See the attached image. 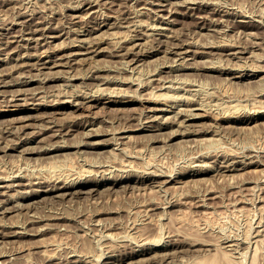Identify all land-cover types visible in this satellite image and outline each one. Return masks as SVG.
Instances as JSON below:
<instances>
[{"label": "rangeland", "instance_id": "obj_1", "mask_svg": "<svg viewBox=\"0 0 264 264\" xmlns=\"http://www.w3.org/2000/svg\"><path fill=\"white\" fill-rule=\"evenodd\" d=\"M121 15L124 17L122 18ZM81 24L82 26H80ZM37 26L43 29L45 27V30L42 29L43 31L47 30L45 34H31L30 31ZM218 36H220V38ZM180 37L181 39L183 38L182 41H179L181 40ZM156 38H163V41L160 42L158 41L159 39ZM177 40L179 42H186L185 47L178 55L175 53L177 49L172 50L171 47L174 42H178ZM211 40H216L217 43ZM151 42L152 44H150ZM225 42H227V44H232V46L228 45L229 47H225ZM251 42L252 45L250 44ZM153 45L155 47H152ZM128 46L131 47L129 48L131 52L128 50ZM239 48L242 50H239ZM236 49H238V51ZM202 60L206 62L204 63L205 65ZM213 60L215 61L214 63ZM196 61H198V65L195 67V64H197ZM200 61L202 62L201 65ZM28 63L30 65H28ZM219 65L220 67L222 65L221 68L224 67V69H222V71H224L223 73L215 69H210L211 66L216 67ZM252 68L253 70L251 71L250 69ZM93 69H100V78L93 79V77H89L94 74ZM4 70L5 72L6 70L10 72L4 76L9 85L4 88V86L0 84V89H6V93L5 91L3 93L4 95L0 93V128H2L0 134L4 136L2 137L0 135V146H6L7 144L5 145V143L11 142L10 144L16 145L15 147L17 148L8 149L5 150V152L2 150L0 151V173H3L4 176L9 172L5 176H11L7 177L5 183L0 182V186L8 184V182L12 183L14 178L24 177L25 174L32 172L51 174V172L54 173L59 170L56 172L59 174L62 172H70V170L71 173H73L76 170L74 172L76 173L81 170L82 166L86 167V169H90L89 167H93L94 165L101 167V170H105L107 167L111 169L107 170V173L100 172L101 175L98 173V177L94 175V172L85 173V175L82 176L83 180L86 177H97V180H101L104 175L103 178H106L105 182L99 183V185H96L95 182H90L82 186L83 190L86 188L84 191L87 192L82 190V192L80 191L77 194L73 193L74 195L67 194L63 196L65 202L62 201L63 204L65 203L64 207H66V214L69 211L68 216L71 218L65 217L61 219L37 221V223H27L28 230L36 232H30V235L26 234L20 236V234L17 235V233H14V231H19V233L21 231L25 232L26 230L22 227V221L29 217L27 216L28 214L34 213V211H38L37 213L35 212V214H39L40 211L41 214L39 216H42L44 206L51 203V201L59 199L55 196V191H47L48 187H51L54 182H44V179L31 177L30 179H33L34 182L38 183L42 181V184L19 185L9 189L0 187L1 191H6V195H0V262L4 264H65L66 262V264H143L144 262V264L148 262V264H190L191 261H193L191 264H196V260L203 259L208 252L209 254L212 253L211 256H214V253L217 254V252H220L216 256L221 258L222 262L227 263V258L221 255L224 254L221 251L225 250L222 247L225 245H222V241L230 237L229 239L233 238L242 241V248L244 247L240 249V254L238 253V257L235 258L238 261L236 260L235 263L238 262L237 264H240L242 262L241 264H250L249 262H251L252 264H264V236L262 237V234L264 235V162H262L264 160V137H262L264 136L262 133V131L264 132V117H259L262 113L258 111V109H260L259 106H261L260 110L264 112V0H0V72ZM255 72H258L257 76L252 77ZM246 74H248V76H245ZM51 75H53L52 77L54 78L48 79ZM83 75L85 76L83 77ZM107 76L110 79H107ZM227 77L229 79H227ZM231 78H233V80ZM245 80L247 82L246 84L244 82ZM24 81H30V83H24ZM227 82L229 83L228 85ZM249 82H251V84H249ZM229 86L231 88L233 87L234 90L230 89ZM72 90H74V93ZM221 90H225V92ZM254 90L259 91L257 93ZM151 91H157L156 93L161 94L164 93V95H162L164 97H161L159 101L155 102L154 93L152 94ZM69 93H73L74 95L72 94L71 96ZM165 93L168 95L166 96ZM84 95L87 97L83 98ZM165 96L168 99H166L167 103L164 104ZM230 96L232 98H230ZM95 97L99 98L95 99ZM169 99L170 101H168ZM194 100H196L195 103L200 102V104H197L199 106H191L192 108L188 107L191 108L189 109L191 112L189 111L188 113L186 110L188 109L186 108L187 103ZM254 101L261 102L257 104L254 103ZM237 104L239 107H236ZM239 104H241V106ZM210 107L212 110H208ZM256 107H258V109H256ZM206 108L207 110H205ZM179 109L180 111H178ZM226 109L229 110V112ZM247 109H249V111ZM209 111L212 112L210 113ZM217 111L220 113L216 114ZM227 112L229 115H227ZM243 113L248 115L253 114L258 118L250 122L239 121L237 117H239L240 114L243 115ZM234 114L235 116H233ZM258 122H260L261 125L259 124L257 128ZM5 125H7V127L9 126L8 129L12 131L4 132L3 127ZM151 125H153L154 129L147 128ZM260 126L262 127L260 128ZM143 127L144 129H142ZM217 127L220 128L217 129ZM255 128H257V130ZM204 129L208 130V132L201 133L200 131ZM232 129H234V132ZM258 129L262 130L260 131ZM235 130L236 132L238 131L237 133L240 136H238L239 139L236 138L237 133ZM219 132H221V134H219ZM248 132L251 135H249ZM257 132H259V135ZM241 133H246V135H242ZM58 134L60 135L58 136ZM44 136H47L48 139ZM112 137L114 139H112ZM248 137H251L250 141ZM57 138L60 141L57 142ZM203 138L204 140H201ZM259 138L263 140L261 139V141ZM10 139L12 141H10ZM185 139L187 142L184 141ZM208 139L210 140L208 141ZM219 139L223 142H217ZM47 140H52L55 143L50 142L52 143L50 144ZM66 140L67 142L73 141L74 143L77 141L79 146L62 148L61 153L58 151L60 154L57 158H60L57 159L55 156L53 161L52 158H45L46 160L43 157L41 158L42 154L40 150L43 148H54L57 145H65L64 147H66ZM81 141L83 142L82 144L80 143ZM224 141L226 143H224ZM251 141H253V143L255 142L254 145ZM208 142H213V146L211 143L208 144ZM215 143L219 144L216 145ZM244 144H247V147ZM248 144L253 145V147L250 145V148ZM219 145H221V147ZM38 146L41 148H38ZM200 146L203 148H200ZM214 146L218 147L215 148ZM223 146H225V148ZM231 147H239V150L235 151L236 148L233 149ZM242 147L245 148L243 149ZM241 148L242 151L240 152ZM208 149H211L208 154L210 157H199L201 153ZM92 150L95 151L93 152ZM67 151L76 155L73 157V159H75V157L76 159L73 160V155ZM219 151H221L219 155L223 154L226 158L232 157L230 161H232V159L234 160L235 157V160L243 159L246 163L260 160L261 157L262 159L260 160L261 162H252L243 165L244 167L241 165L239 166V170L219 172V170L216 169L217 162L221 164V162L223 163L225 160L221 155H214V152L218 153ZM6 152L9 154L7 155ZM246 152H250L248 156H246ZM65 153H69L70 155ZM100 153L102 155H100ZM238 153L240 154L237 155ZM66 155L69 161H67ZM89 155L90 158L88 157ZM63 156L65 158H63ZM69 156H71V160ZM100 157L103 159L102 161L106 160V163H100ZM121 157L122 160L120 161ZM36 158H38V164ZM77 158L79 160H77ZM94 158H96V160ZM88 159H90V161ZM130 159H132V163L135 162L132 164L135 165L133 166L135 167L134 169L132 166L128 167V165H130L128 164L131 161ZM194 159L195 162L193 163ZM41 160L42 164L40 162ZM48 161L51 162L53 166L57 164V167L55 166L52 168L50 163L47 164ZM86 161H89L88 163L90 164L86 163ZM39 162L41 166H44L41 167ZM109 162L116 166L109 165ZM96 163H100L101 165H96ZM120 163L121 165L124 164V170L123 168H121V170L117 169L121 167V165H119ZM60 164L62 166H60ZM68 164L69 168H66ZM190 165L195 168L203 166L204 168L210 167L208 171L200 175L184 177V182L173 181L172 178L177 175L175 173H177L180 168L182 169L184 166L188 167ZM72 166H74L75 169ZM95 166L91 169H96L97 167ZM136 166L138 168H136ZM139 167L142 168V171L141 168L138 170ZM153 169L157 170L156 174H162V176H154V181H138L137 177L140 174L143 176V170L150 172L151 170L154 171ZM166 169L167 172L165 171ZM125 170L126 173H124ZM129 170L135 175L127 177ZM168 170L169 172L173 171V173H169ZM13 171L15 172L13 173ZM221 172H225L224 174L228 175L223 176ZM168 173L173 176L168 175ZM232 174L235 175L233 176ZM64 175L57 179V184L63 185L61 179ZM121 175L124 176L123 182H120L119 179ZM146 175L147 173H145V176ZM0 176L2 177V174H0ZM73 176L76 177L75 175ZM71 179L70 177L68 180ZM15 181L18 182L20 180ZM22 181L25 183L30 182L26 180ZM132 186L134 187L132 188ZM32 187L34 189H32ZM89 187L90 190H88ZM97 187L98 189L92 190ZM105 187L106 189L108 188L109 191L106 190ZM260 187H262V189H260ZM210 190L212 191L209 192ZM24 191L25 193H22ZM14 192L16 194H14ZM17 193L19 195H17ZM24 195L25 199L22 197ZM260 195L263 197L262 200L260 199ZM172 196H174V198ZM253 197H255V199H253ZM36 201L37 203H35ZM143 201H147V206H145V204L143 205ZM29 202L32 203L30 204ZM25 204H28L30 208H27L29 206H25ZM63 204L60 206H63ZM41 205L43 209L39 208ZM112 205L115 207H112ZM48 207H50V205ZM48 207L46 208L47 210H49ZM6 208L9 209L6 210ZM24 210H27L28 212H26L28 214L25 213ZM50 210H52V208ZM150 210H152L153 213ZM70 211L73 214L70 213ZM94 211H97V213ZM22 212H24V214ZM77 215L78 217L76 218ZM160 215H162V218H159ZM154 216L160 219V222L157 218L155 219ZM133 218H136L135 221L137 218L138 220L133 223ZM93 219L95 220L93 221ZM259 220L262 221V223ZM18 222L19 224H17ZM45 222L51 223L54 229ZM59 222L62 226L57 225ZM137 222L138 225L145 224L146 228L148 226L147 223L150 225L148 227L154 226L153 228H148V230L151 229L149 231L145 228L142 233H140L141 231L136 233V230L134 231L132 228L128 229L133 225H137ZM149 222H152V224ZM104 223L108 225L106 224V226ZM8 224L11 225L9 226ZM72 224L73 226H71ZM56 225L60 227L58 228ZM75 225L77 228L74 227ZM104 225L106 226L105 230H103ZM122 225L123 227H121ZM29 226L31 229H29ZM65 226H67L68 229ZM68 226H71V229H69ZM79 226L84 229L80 230ZM88 226H91L93 230L87 229L89 232H84L85 228H88ZM42 227L44 229H42ZM13 229L14 231L12 232ZM72 230H74L75 233ZM126 231H128V233ZM170 231L173 232L170 233ZM108 232L109 234L113 232L115 234L114 237L113 234L107 235ZM143 232L146 234L144 235ZM147 232H149V234ZM158 233L162 237V240L159 242L152 241L153 239L156 240L157 237L159 238ZM133 234H135V238L132 236L130 237V235ZM230 235L234 236L232 237ZM147 236L149 238H147L146 241ZM256 237L258 242L257 248L254 247V245L257 244V242L256 244L254 242ZM132 238L136 239V241ZM141 238L143 240H138ZM113 239L118 241L116 242ZM130 239H132V241ZM182 239H184V242ZM48 242L52 245L48 244ZM259 242H261V244H259ZM167 243L169 245L165 246ZM108 244L109 246H106ZM244 244L248 245L244 246ZM175 246H177V248ZM110 247L112 249H110ZM143 247L153 248L151 251L140 255L133 254L135 250L142 249ZM253 247L254 249H252ZM212 248H214V250H212ZM219 249L221 251H219ZM52 250H55L54 252L57 251V254L55 253L56 256ZM119 250L121 251L119 252ZM261 250H263V252ZM3 251L5 253H1ZM155 252L156 255H154ZM163 252L164 255H162ZM255 252L260 254L259 257ZM62 253L65 254L63 255ZM152 254L162 261L159 262V260L153 256L154 259L150 256ZM166 254L168 256H166ZM251 254H255V257ZM142 257L145 259H143V262ZM253 257L256 259H253ZM82 258L90 261L85 262ZM94 258L96 260H94ZM146 258L148 259L146 260ZM152 258L155 261H152ZM139 259L140 261H138ZM221 259L219 260V264H222ZM239 259H242L240 263ZM251 259L252 261H250ZM80 260L82 262H80ZM204 262L206 261L204 260L199 264H205Z\"/></svg>", "mask_w": 264, "mask_h": 264}, {"label": "bare ground", "instance_id": "obj_2", "mask_svg": "<svg viewBox=\"0 0 264 264\" xmlns=\"http://www.w3.org/2000/svg\"><path fill=\"white\" fill-rule=\"evenodd\" d=\"M137 1H138V0H137ZM139 1H140V0H139ZM212 9H213V8H212ZM218 12H219V11H218ZM123 15L126 16L125 14H123ZM124 16H123V17H124ZM121 17H122V15H121ZM123 17H122V18H123ZM126 17H127V16H126ZM123 20H124V19H123ZM129 20H130V19H129ZM39 21H40V20H39ZM88 21H89V20H88ZM88 21H87V22H88ZM125 21H126V20H125ZM37 22H38V21H37ZM80 22H81V21H80ZM94 22H95V21H94ZM81 23H82V22H81ZM85 23H86V21H85ZM91 23H92V22H91ZM248 23H249V22H248ZM248 23H247V24H248ZM84 25H85V24H84ZM35 26H36V25H35ZM80 26H82V24H81ZM249 26H250V25H249ZM253 26H254V25H253ZM45 27H46V25H45ZM45 27H44V29H43L42 27L38 28V26H37L36 28L34 27V29H32V31H30V33H31V34H36V33H37V34H38V33L45 34V32L47 31V30H46V31H43V30H45ZM86 27H87V26H86ZM200 27H201V26H200ZM254 27H255V26H254ZM46 28H47V27H46ZM82 28H83V27H82ZM42 29H43V30H42ZM83 30H84V29H83ZM12 31H13V30H12ZM8 32H10V31H8ZM216 32H217V31H216ZM224 33H225V32H224ZM158 35H159V34H158ZM160 36H161V35H160ZM221 36H222V35H221ZM152 37H153V36H152ZM218 37L220 38V36H218ZM225 37H226V35H225ZM227 37H228V36H227ZM132 39H133V38H132ZM151 39H152V38H151ZM153 39H154V38H153ZM156 39H159L158 41H160V42L163 41V38H156ZM180 39H181V37H180ZM182 39H183V38H182ZM182 39L179 40V41H182ZM229 39H230V38H229ZM128 40H129V39H128ZM133 40H134V39H133ZM231 40H233V39H231ZM134 41H135V40H134ZM165 41H166V40H165ZM165 41H164V42H165ZM174 41H175V40H174ZM177 41H178V40H177ZM179 41H178V42H179ZM211 41H212V40H211ZM214 41L216 42V40H214ZM214 41H212V42H214ZM218 41H220V40H218ZM233 41H234V40H233ZM235 41H236V40H235ZM168 42H169V39H168ZM178 42H177V43H175V42H174V43L171 42V43H173V46H171V47H172V50L177 49V51L175 52V53H177V55H178V53L181 52V50L185 47V44H186V42H179V43H178ZM209 42H210V41H209ZM215 42H214V43H215ZM220 42H221V41H220ZM227 42H228V41H227ZM227 42H225V43H226V44H225V45H226L225 47H227L228 45H231V46H232V44H229V43L227 44ZM238 42H239V40H238ZM238 42H235V43H238ZM247 42H248V41H247ZM10 43H11V41H10ZM133 43H134V42H133ZM158 43H159V42H158ZM216 43H217V42H216ZM223 43H224V41H223ZM230 43H231V42H230ZM232 43H233V42H232ZM254 43H255V42H254ZM256 43H257V42H256ZM136 44H137V43H136ZM150 44H152V42H151ZM239 44H240V43H239ZM244 44H245V43H244ZM250 44L252 45V42H251ZM126 45H127V44H126ZM148 45H149V44H148ZM156 45H157V44H156ZM158 45H159V44H158ZM165 45H166V43H165ZM171 45H172V44H171ZM236 45H237V44H236ZM246 45H247V44H246ZM119 46H120V45H119ZM121 46H123V45H121ZM131 46H132V45H131ZM212 46H213V45H212ZM233 46H234V45H233ZM126 47H127V46H126ZM152 47H155V46L153 45ZM168 47H169V46H168ZM228 47H229V46H228ZM245 47H246V46H245ZM119 48H120V47H119ZM124 48H125V46H124ZM124 48H123V49H124ZM129 48H131V47L128 46V50H129ZM241 48H242V47H241ZM247 48H248V47H247ZM15 49H16V48H15ZM120 49H121V48H120ZM232 49H233V48H232ZM244 49H245V48H244ZM125 50H126V48H125ZM184 50H185V49H184ZM195 50H196V49H195ZM195 50H194V52H195ZM219 50H220V49H219ZM236 50L238 51V49H236ZM239 50H242V49L239 48ZM67 51H68V50H67ZM129 51H130V50H129ZM196 51H197V50H196ZM211 51H212V50H211ZM217 51H218V50H217ZM69 52H70V49H69ZM126 52H127V51H126ZM126 52H125V53H126ZM130 52H131V51H130ZM209 52H210V51H209ZM220 52H221V51H220ZM71 53H72V52H71ZM127 53H129V52H127ZM127 53H126V54H127ZM72 54H73V53H72ZM74 54H75V53H74ZM123 54H124V53H123ZM135 54H136V53H135ZM193 54H195V53H193ZM200 54H201V53H200ZM68 55H69V54H68ZM119 55H120V54H119ZM121 55H122V54H121ZM174 55H175V54H174ZM221 59H223V58H221ZM38 60H39V59H38ZM124 61H126V60H124ZM128 61H130V60H128ZM128 61H127V62H128ZM202 61H203V60H202ZM218 61H219V60H218ZM39 62H40V61H39ZM122 62H123V61H122ZM197 62H198V61H196V63H197ZM214 62H215V61L213 60V63H214ZM220 62H222V61H220ZM201 63H202V62L200 61V65H201ZM204 63H206V62L203 61V64H204ZM211 63H212V62H211ZM245 63H246V62H245ZM24 64H25V63H24ZM246 64H247V63H246ZM16 65H18V64H16ZM28 65H30V64L28 63ZM197 65H198V63L195 64V67H196ZM204 65H205V64H204ZM240 65H241V63H240ZM255 65H256V64H255ZM258 65H259V64H258ZM18 66H21V65H18ZM223 66H224V65H223ZM241 66H242V65H241ZM244 66H245V65H244ZM244 66H243V68H244ZM260 66H261V64H260ZM187 67H188V66H187ZM221 67H222V65H221ZM221 67H220V65H219V66H216V67L211 66V68H210V67H209V68H210V69H215V70H217V71H219V72L221 71V72L223 73L224 71H222V69H224V67H223V68H221ZM92 68H93V67H92ZM206 68H207V66H206ZM240 68H241V67H240ZM254 68H255V67H254ZM262 68H263V65H262ZM103 69H104V68H103ZM227 69H228V68H227ZM229 69H230V67H229ZM229 69H228V71H229ZM238 69H239V67H238ZM88 70H89V69H88ZM90 70H91V69H90ZM93 70H94V69H93ZM101 70H102V69H101ZM105 70H106V69H105ZM236 70H237V69H236ZM250 70L252 71L253 68L250 69ZM259 70H260V69H259ZM212 71H213V70H212ZM226 71H227V70H226ZM9 72H10V71H9ZM9 72H8V70H6V72H5V70L0 72V75H1V77H0V84H1V86H4V88H5V86L9 85V84L6 82V81H7L6 77H4V76L7 75ZM93 72H94V74L91 75V76H89V77H93V79H98V78H100V74H99L100 69H96V70H94ZM95 72H96V73H95ZM204 72H205V71H204ZM237 72H238V71H237ZM248 72H249V71H248ZM225 73H226V72H225ZM213 74H214V73H213ZM213 74H212V75H213ZM218 74H219V73H218ZM218 74H217V75H218ZM220 74H221V73H220ZM257 74H258V72H255V73H254V76H252V77L257 76ZM53 75H56V74H53ZM53 75H51V77L48 78V79H52V78H54V77H52ZM217 75H216V76H217ZM234 75H235V74H234ZM236 75H237V74H236ZM84 76H85V75H83V77H84ZM219 76H220V75H219ZM245 76H248V74H246ZM103 77H104V76H103ZM223 77H224V75H223ZM234 77H235V76H234ZM45 78H46V77H45ZM67 78H68V76H67ZM105 78H106V77H105ZM127 78H128V77H127ZM247 78H248V77H247ZM107 79H110V78L107 76ZM216 79H217V78H216ZM220 79H221V78H220ZM227 79H229V78L227 77ZM231 79L233 80V78H231ZM67 80H68V79H67ZM113 80H114V79H113ZM251 80L255 81L254 79H251ZM226 81H227V80H226ZM237 81H238V80H237ZM237 81H236V82H237ZM249 81H250V80H249ZM230 82H231V81H230ZM233 82H234V81H233ZM238 82H239V81H238ZM244 82H245V84L247 83L246 80H245ZM255 82H257V81H255ZM263 82H264V81H263ZM24 83H28V84H29L30 81H24ZM139 83H140V82H139ZM231 83H232V82H231ZM231 83H230V84H231ZM252 83H253V82H252ZM11 84H12V83H11ZM21 84H22V83H21ZM228 84H229V83L227 82V85H228ZM236 84H238V83H236ZM236 84H235V85H236ZM249 84H251V82H249ZM261 84H262V83H261ZM26 86H27V85H26ZM96 86H97V85H96ZM231 86H232V85H231ZM233 86H234V84H233ZM250 86H251V85H250ZM263 86H264V84H263ZM229 87H230V86H229ZM225 88H226V84H225ZM225 88H224V89H225ZM100 89H101V88H100ZM107 89H108V88H107ZM228 89H229V88H228ZM230 89H233V87H232V88L230 87ZM258 89H259V88H258ZM262 89H263V88H262ZM20 90H22V89H20ZM105 90H106V89H105ZM233 90H234V89H233ZM4 91H5V93H6V89H3V88L0 89V93H1V94H3ZM67 91H68V90H67ZM103 91H104V90H103ZM221 91H222V90H221ZM223 91L225 92V90H223ZM223 91H222V92H223ZM238 91H240V90H238ZM238 91H237V92H238ZM254 91H255V90H254ZM258 91H259V90H256L255 92L258 93ZM262 91H263V90H262ZM20 92H21V91H20ZM69 92H70V90H69ZM72 92L74 93V90H72ZM151 92H152V94L154 93L153 95L155 96V97H154V98H155V102H156V101H159V99H161V97H164V96H162V95H164V93H163V94H161V93H156L157 91H156V92L151 91ZM151 92H150V93H151ZM222 92H221V93H222ZM251 92H252V91H251ZM260 92H261V91H260ZM73 93H69V94H71V96H72ZM231 93H232V92H231ZM231 93H230V94H231ZM233 93H234V92H233ZM69 94H68V95H69ZM165 94H166V93H165ZM226 94H227V93H226ZM254 94H255V93H254ZM3 95H4V94H3ZM73 95H74V94H73ZM75 95H76V94H75ZM153 95H152V96H153ZM167 95H168V94H166V96H167ZM212 95H213V94H212ZM222 95H223V94H222ZM224 95H225V93H224ZM227 95H228V94H227ZM166 96H165V97H166ZM220 96H221V95H220ZM228 96H229V95H228ZM251 96H252V95H251ZM84 97H87V96L84 95L83 98H84ZM149 97H150V96H149ZM218 97H219V96H218ZM78 98H79V97H78ZM98 98H99V97H95V99H98ZM154 98H153V99H154ZM225 98H226V97H225ZM230 98H232V97L230 96ZM255 98H257V97H255ZM163 99H164V98H163ZM166 99H168V98H167V97L165 98L164 104L167 103V102H166ZM222 99H223V96H222ZM75 100H76V99H75ZM191 100H192V99H191ZM223 100H224V99H223ZM223 100H222V101H223ZM225 100H226V99H225ZM227 100H228V99H227ZM253 100H256V99H253ZM77 101H79V100H77ZM161 101H162V100H161ZM168 101H170V99H169ZM195 101H196V100L188 102L186 108L191 107V106L194 107V106H196L197 104H200V102H196V103H195ZM197 101H199V100H197ZM229 101H230V100H229ZM231 101H232V100H231ZM261 101H263V100H261ZM261 101H258V102H261ZM82 102H83V101H82ZM173 102H174V101H173ZM227 102H228V101H227ZM258 102H255V101H254V103H257V104H258ZM78 103H79V102H78ZM254 103H253V104H254ZM229 104H230V103H229ZM80 105H81V104H80ZM219 105H220V104H219ZM239 105L241 106V104H239ZM243 105H244V104H243ZM245 105H247V104H245ZM251 105H252V103H251ZM251 105H250V107H251ZM77 106H78V105H77ZM197 106H199V105H197ZM220 106H221V105H220ZM231 106H233V105H231ZM231 106H230V108H231ZM247 106H248V105H247ZM253 106H256V105H253ZM192 107H191V108H192ZM201 107H202V105H201ZM218 107H219V106H218ZM236 107H239L238 104H237ZM245 107H246V106H245ZM259 107H260V109H261V106H259ZM191 108L186 109V110L188 111V113H189V111H190L189 109H191ZM223 108H224V107H223ZM227 108H228V106H227ZM230 108H229V109H230ZM234 108H235V107H234ZM240 108H241V107H240ZM246 108H247V107H246ZM246 108H245V109H246ZM253 108H254V107H253ZM210 109H211V107H210L208 110H210ZM236 109H237V108H236ZM241 109H242V108H241ZM241 109H240V110H241ZM250 109H251V108H250ZM256 109H258V107H256ZM260 109H258V111H260V113H262V114H260L259 117H264V112H262V110H260ZM60 110H61V109H60ZM60 110H59V111H60ZM205 110H207V108H206ZM211 110H212V109H211ZM214 110H215V109H214ZM214 110H213V111H214ZM226 110H227V109H226ZM232 110H233V108H232ZM232 110H231V112H232ZM234 110H235V109H234ZM238 110H239V108H238ZM247 110L249 111V109H247ZM57 111H58V110H57ZM178 111H180V109H179ZM178 111H177V112H178ZM181 111H182V110H181ZM183 111H184V110H183ZM220 111H221V110H220ZM224 111H225V110H224ZM224 111H223V113H224ZM227 111L229 112V110H227ZM235 111H236V110H235ZM248 111H247V112H248ZM255 111H257V110H255ZM255 111H254V112H255ZM177 112H176V113H177ZM185 112H186V111H185ZM190 112H191V111H190ZM209 112H210V111H209ZM211 112H212V111H211ZM211 112H210V113H211ZM214 112H215V111H214ZM221 112H222V111H221ZM228 112H227V113H228ZM236 112H237V111H236ZM236 112H235V113H236ZM243 112H244V111H243ZM178 113H179V112H178ZM188 113H187V114H188ZM218 113H220V112L217 111L216 114H218ZM225 113H226V112H225ZM240 113H241V112H240ZM192 114H193V113H192ZM194 114H195V113H194ZM216 114H215V115H216ZM232 114H233V113H232ZM237 114H239V113H237ZM213 115H214V114H213ZM227 115H229V113H228ZM219 116H220V115H219ZM221 116H222V113H221ZM221 116H220V117H221ZM225 116H226V115H225ZM231 116H232V115H231ZM233 116H235V114H234ZM237 116H238V115H237ZM211 117H212V116H211ZM220 117H219V118H220ZM223 117H224V116H223ZM216 118H217V117H216ZM226 118H227V117H226ZM256 118H258V117H255V115H253V114H249V115H248V114H244V113H243V115L240 114L239 117H237V119H238L239 121L241 120V121H249V122L252 121V120H254V119H256ZM229 119H230V118H229ZM263 120H264V119H263ZM263 120H262V121H263ZM184 121H185V119H184ZM186 122H187V121H186ZM224 122H225V121H224ZM256 122H257V121H256ZM177 123H178V122H177ZM181 123H183V122H181ZM191 123H192V122H191ZM204 123H205V122H204ZM209 123H210V122H209ZM233 123H234V122H233ZM233 123H232V124H233ZM218 124H219V122H218ZM222 124H223V123H222ZM259 124H260V122H258V124H257V128L259 127V126H258ZM210 125H211V124H210ZM230 125H231V123H230ZM237 125H238V124H237ZM260 125H261V124H260ZM262 125H263V124H262ZM203 126H205V125H203ZM211 126H212V125H211ZM220 126H221V125H220ZM6 127H7V125H5V126L3 127V128H4V130H3L4 132H5V131H12L11 129H8L9 126H8L7 128H6ZM132 127H133V126H132ZM132 127H131V128H132ZM205 127H206V126H205ZM227 127H228V126H227ZM233 127H234V126H233ZM261 127H262V126H260V128H261ZM147 128L152 129V128H153V125H151V126H149V127H147ZM187 128H188V127H187ZM187 128H186V129H187ZM201 128H202V127H201ZM201 128H200V129H201ZM214 128H215V127H214ZM219 128H220V127H219ZM219 128L217 127V129H219ZM229 128H230V127H229ZM257 128H255V129L257 130ZM12 129H13V128H12ZM49 129H50V128H49ZM136 129H137V128H136ZM142 129H144V127H143ZM149 129H148V130H149ZM153 129H154V128H153ZM208 129H209V128H208ZM227 129H228V128H227ZM227 129H226V130H227ZM255 129H254V130H255ZM0 130H2V128H0ZM51 130H52V129H51ZM189 130H190V129H189ZM224 130H225V128H224ZM224 130H223V131H224ZM254 130H253V132H254ZM258 130H260V129H258ZM261 130H262V129H261ZM261 130H260V131H261ZM15 131H16V130H15ZM49 131H50V130H49ZM106 131H107V130H106ZM192 131H193V130H192ZM196 131H197V130H196ZM217 131H220V130H217ZM217 131H216V132H217ZM232 131L234 132V129H232ZM13 132H14V131H13ZM13 132H12V133H13ZM97 132H98V131H97ZM99 132H100V131H99ZM187 132H188V131H187ZM193 132H194V131H193ZM198 132H199V131H198ZM200 132H201V133H206V132H208V130L204 129V130H202V131H200ZM235 132H236V130H235ZM237 132H238V131H237ZM237 132H236V133H237ZM243 132H245V131H243ZM253 132H252V133H253ZM255 132H256V131H255ZM1 133H2V132H1ZM21 133H22V132H21ZM54 133H55V132H54ZM54 133H53V134H54ZM188 133H190V132H188ZM211 133H212V131H211ZM222 133H225V132H222ZM250 133H251V132H250ZM257 133H258V135H259V132H257ZM262 133H263V135H264V132H263V131H262ZM5 134H6V133H5ZM13 134H14V133H13ZM15 134H16V133H15ZM89 134H90V133H89ZM112 134H113V133H112ZM173 134H174V133H173ZM185 134H186V132H185ZM212 134H213V133H212ZM219 134H221V132H219ZM239 134H240V132H239ZM241 134H242V133H241ZM243 134H244V133H243ZM243 134H242V135H243ZM248 134H249V132H248ZM254 134H255V133H254ZM260 134H261V132H260ZM0 135H1V134H0ZM3 135H4V134H3ZM6 135H7V134H6ZM55 135H57V134H55ZM59 135H60V134H58V136H59ZM97 135H98V134H97ZM100 135H101V134H100ZM224 135H225V134H224ZM235 135H236V134H235ZM244 135H246V133H245ZM249 135H251V134H249ZM256 135H257V134H256ZM261 135H262V134H261ZM1 136H2V135H1ZM48 136H51V135H48ZM53 136H54V135H53ZM61 136H62V134H61ZM86 136H88V135H86ZM214 136H215V135H214ZM216 136H217V135H216ZM220 136H221V135H220ZM236 136H237L236 138H238V136H239L238 133H237ZM2 137H4V136H2ZM19 137H20V136H19ZM26 137H27V136H26ZM44 137H45V136H44ZM128 137H129V136H128ZM131 137H132V136H131ZM170 137H171V136H170ZM239 137H240V136H239ZM242 137H244V136H242ZM251 137H253V136H251ZM251 137H250V138H251ZM258 137H260V136H258ZM262 137H264V136H262ZM11 138H12V137H11ZM42 138H43V137H42ZM42 138H41V139H42ZM45 138L48 139L47 136H46ZM62 138H63V137H62ZM114 138H115V136H114ZM114 138L112 137V139H114ZM119 138H120V137H119ZM122 138H123V137H122ZM185 138H186V137H185ZM233 138H234V137H233ZM236 138H234V139H236ZM250 138L248 137V140H249V141L251 140ZM6 139H7V138H6ZM41 139H40V140H41ZM65 139H66V138H65ZM65 139H64V140H65ZM79 139H80V138H79ZM79 139H78V140H79ZM214 139H215V138H214ZM214 139H213V140H214ZM221 139H222V138H221ZM224 139H225V138H224ZM227 139H228V138H227ZM229 139H230V138H229ZM231 139H232V137H231ZM234 139H233V140H234ZM238 139H239V138H238ZM259 139H260V138H259ZM261 139H262V138H261ZM261 139H260V140H261ZM3 140H4V139H3ZM27 140H28V137H27ZM49 140H50V137H49ZM64 140H63V141H64ZM69 140H70V139H69ZM75 140H76V139H75ZM86 140H87V139H86ZM90 140H91V139H90ZM90 140H89V141H90ZM189 140H190V139H189ZM201 140H204V138L201 139ZM209 140H210V139H208V141H209ZM211 140H212V139H211ZM254 140H255V139H254ZM256 140H257V139H256ZM262 140H263V139H262ZM262 140H261V141H262ZM8 141H9V140H8ZM10 141H12V140L10 139ZM23 141H24V140H23ZM25 141H26V140H25ZM28 141H29V140H28ZM47 141H48V140H47ZM54 141H55V140H54ZM58 141H60V140L57 138V142H58ZM71 141H72V140H71ZM91 141H92V140H91ZM184 141H186V139H185ZM220 141H221V140L219 139L217 142H220ZM226 141H227V140H226ZM228 141H229V140H228ZM257 141H259V140H257ZM257 141H256V143H257ZM48 142H49V143H50V142L55 143V142H53L52 140H51V141H48ZM66 142H67V140L65 141V143H66ZM68 142H69V141H68ZM68 142L66 143V144H67L66 147H64L65 145H64V146L57 145V146H55L54 148H43L42 150H40V152H41V154H42L41 158H42V157H43L44 159H45V158H46V159H48V158L51 159V158H52V161H53V158H54L55 156H56V158H57V156L61 153L62 148H69V147L79 146V144H77V141H75V143H74L73 141H72L73 143H72V142H69V143H68ZM186 142H187V141H186ZM199 142H200V141H199ZM215 142H216V141H215ZM221 142H223V141H221ZM251 142L253 143V141H251ZM251 142H249V143H251ZM10 143H11V142H7V143H5V145L7 144L6 146H4V145H2L3 147L0 146V151L2 150L3 152H5V150H8V149H16V148H17V147H15L16 145H14V144H10ZM12 143H13V142H12ZM39 143H40V141H39ZM45 143H46V142H45ZM52 143H50V144H52ZM65 143H64V144H65ZM78 143H79V142H78ZM80 143L82 144L83 142L81 141ZM85 143H86V142H85ZM91 143H92V142H91ZM91 143H90V144H91ZM97 143H98V142H97ZM206 143H207V140H206ZM210 143H211V142H210ZM210 143L208 142V144H210ZM212 143H213V142H212ZM212 143H211V144H212ZM224 143H226V142L224 141ZM247 143H248V142H247ZM254 143H255V142H254ZM254 143H253V145H254ZM258 143H260V142H258ZM263 143H264V141H263ZM104 144H105V142H104ZM199 144H200V143H199ZM202 144H204V143H202ZM208 144H207V145H208ZM215 144L217 145V144H219V143H215ZM215 144H214V145H215ZM227 144H228V142H227ZM39 145H40V144H39ZM86 145H87V144H86ZM97 145H98V144H97ZM207 145H206V146H207ZM223 145H224V144H223ZM244 145H245V144H244ZM244 145H243V146H244ZM250 145H251V144H250ZM250 145L248 144L249 147H250ZM253 145H251V146L253 147ZM255 145H256V144H255ZM44 146H45V145H44ZM52 146H53V145H52ZM204 146H205V145H204ZM210 146H211V145H210ZM212 146H213V144H212ZM219 146L221 147V145H219ZM225 146H226V145H225ZM225 146H223V147L225 148ZM229 146H230V145H229ZM231 146H232V144H231ZM245 146L247 147V144H246ZM257 146H258V145H257ZM263 146H264V145H263ZM39 147H40V146H38V148H39ZM42 147H43V146H42ZM201 147H202V146H200V148H201ZM214 147L217 148L218 146H217V147L214 146ZM214 147H213V148H214ZM236 147H237V146H236ZM236 147H235V148H236ZM249 147H248V148H249ZM255 147H256V146H255ZM255 147H254V148H255ZM259 147L261 148L260 145H259ZM26 148H27V147H26ZM28 148H29V147H28ZM40 148H41V147H40ZM202 148H203V147H202ZM205 148H206V147H205ZM211 148H212V147H211ZM228 148H229V147H228ZM231 148H233V147H231ZM235 148H233V149H235ZM242 148L244 149L245 147H242ZM242 148H241L240 152L242 151ZM250 148H251V147H250ZM254 148H253V149H254ZM256 148H257V147H256ZM256 148H255V149H256ZM35 149H36V148H35ZM74 149H75V148H74ZM84 149H86V148H84ZM90 149H91V148H90ZM90 149H89V150H90ZM80 150H81V149H80ZM106 150H107V149H106ZM106 150H105V151H106ZM200 150H201V149H200ZM204 150H205V149H204ZM210 150H211V149H208V150H206L205 152H203V150H202L203 153H201L199 157H201V156H203V157H210V155H208ZM220 150H221V149H220ZM236 150L238 151V150H239V147L236 148L235 151H236ZM249 150H250V149H249ZM263 150H264V149H263ZM58 151H59L60 153H58ZM92 151H93V150H92ZM94 151H95V150H94ZM94 151H93V152H94ZM96 151H97V150H96ZM113 151H114V150H113ZM215 151H216V150H215ZM224 151H226V150H224ZM233 151H234V150H233ZM235 151H234V152H235ZM243 151H244V150H243ZM245 151H246V150H245ZM259 151H260V150H259ZM65 152H66V151H65ZM67 152H69V151H67ZM74 152H75V150H74ZM76 152H78V151H76ZM79 152H80V151H79ZM86 152H87V151H86ZM86 152H85V153H86ZM90 152H91V150H90ZM98 152H99V151H98ZM100 152H101V151H100ZM102 152H103V151H102ZM198 152H199V151H198ZM198 152H197V153H198ZM200 152H201V151H200ZM220 152H221V151H219L218 153L214 152V155L216 154V156H217V155H218V156L221 155V156L224 157L223 154H220V155H219ZM227 152H228V151H227ZM28 153H29V152H28ZM38 153H39V152H38ZM62 153H63V152H62ZM69 153H70V152H69ZM69 153H68V154L65 153V154L70 155L71 153H70V154H69ZM72 153H73V152H72ZM212 153H213V152H212ZM222 153H223V151H222ZM225 153H226V152H225ZM242 153H243V152H242ZM246 153H247L246 156H248L250 152H249V153L246 152ZM6 154H7V152H6ZM8 154H9V153H8ZM8 154H7V155H8ZM76 154H77V153H76ZM78 154H79V153H78ZM81 154H82V152H81ZM114 154H115V153H114ZM116 154H117V153H116ZM210 154H211V153H210ZM228 154H229V153H228ZM235 154H236V152H235ZM239 154H240V153H238L237 155H239ZM67 155H66L65 157H67ZM71 155H73V154H71ZM79 155H80V154H79ZM98 155H99V154H98ZM100 155H102V154L100 153ZM125 155H126V154H125ZM214 155H213V156H214ZM233 155H234V154H233ZM233 155H232V156H233ZM237 155H236V156H237ZM244 155H245V154H244ZM260 155H261V153H260ZM260 155H259V156H260ZM37 156H38V155H37ZM61 156H62V154H61ZM74 156H76V155H73V156H72V159H73ZM80 156H81V155H80ZM82 156H83V155H82ZM211 156H212V155H211ZM65 157L63 156V158H65ZM77 157H79V156H77ZM84 157H85V156H84ZM88 157L90 158V155H89ZM88 157H87V158H88ZM96 157H97V156H96ZM103 157H105V156H103ZM234 157H235V156H234ZM238 157H239V156H238ZM244 157H245V156H244ZM257 157H258V156H257ZM27 158H28V157H27ZM27 158H26V159H27ZM33 158H34V157H33ZM58 158H60V157H58ZM58 158H57V159H58ZM63 158H61V159H63ZM69 158H70V160H71V156H69ZM100 158H101V157H100ZM193 158H194V157H193ZM231 158H232V157H227V158H226V156H225V157H224L225 160L223 161V163L221 162L222 159H221V161H220L221 164H220L219 162H217V167H216V169H218L219 172H220V171L236 170V169L239 170V166H241V165L243 166V165H246V164H249V163H252V162H257V163H258V161L261 162L260 160L262 159V157H261L260 160H255V161H251V162L246 163L245 161H243V159H242V160H235L236 157L234 158V160L232 159V161H230ZM245 158H246V157H245ZM29 159H30V158H29ZM36 159H37V164H38V158H36ZM46 159H45V160H46ZM61 159H60V160H61ZM67 159H68V157H67ZM75 159H76V157H75ZM75 159H73V160H75ZM92 159H93V158H92ZM94 159L96 160V158H94ZM104 159H106V158H104ZM251 159H252V158H251ZM32 160H35V159H32ZM32 160H31V161H32ZM77 160H79V159L77 158ZM88 160L90 161V159H88ZM95 160H94V161H95ZM100 160H101L100 163H106V162H105L106 160H105V161H102V160H103L102 158H101ZM121 160H122V157L120 158V161H121ZM130 160H131L130 163H128V164H130V165H128V167H129V166H132V168L134 169L135 167H133V166H135V165H132V164H134L135 162L132 163V162H133L132 159H130ZM201 160H202V159H201ZM31 161H30V162H31ZM50 161H51V160H50ZM55 161H56V159H55ZM67 161H69V159H68ZM67 161L65 160L66 163H67ZM89 161H88V162H89ZM98 161H99V160H98ZM123 161H124V159H123ZM203 161H204V160H203ZM217 161H218V160H217ZM40 162H41V164H42V160H41ZM40 162H39V164H40ZM56 162H57V161H56ZM65 162H64V163H65ZM73 162H74V161H73ZM73 162H72V163H73ZM78 162H79V161H78ZM88 162L86 161V163H88ZM111 162H112V161H111ZM111 162H109L108 164H109V165H115V164H111ZM128 162H129V161H128ZM194 162H195V159H194L193 163H194ZM262 162H264V160H263ZM32 163H33V162H32ZM48 163H50V166H52V168H54V167L57 165L55 162H54V163H55L56 165H54V166L51 164V162L48 161L47 164H48ZM54 163H53V164H54ZM80 163H81V162H80ZM100 163H99V164H100ZM112 163H113V162H112ZM116 163H117V162H116ZM193 163H192V164H193ZM205 163H206V162H205ZM41 164H40V166H41ZM43 164H45V163H43ZM58 164H59V163H58ZM74 164H75V163H74ZM81 164H82V163H81ZM88 164H90V163H88ZM97 164H98V163H96V165H97ZM99 164H98V165H99ZM76 165H78V164H76ZM82 165H83V164H82ZM100 165H101V164H100ZM109 165H108V166H109ZM119 165H121V163H120ZM125 165H126V164H125ZM198 165H199V164H198ZM214 165H215V164H214ZM38 166H39V165H38ZM43 166H44V165H43ZM43 166H41V167H43ZM47 166H48V165H47ZM50 166H49V167H50ZM58 166H59V165H58ZM60 166H62V165L60 164ZM60 166H59V167H60ZM67 166H68V167H66V168H69V164H68ZM79 166H80V165H79ZM94 166H95V165H94ZM94 166H93V167H94ZM115 166H116V165H115ZM115 166H114V167H115ZM142 166H145V165H142ZM202 166H203V165H202ZM207 166H209V165H207ZM34 167H35V165H34ZM56 167H57V166H56ZM70 167H71V166H70ZM72 167L74 168V166H72ZM77 167H78V166H77ZM93 167L90 166V167H89L90 169H88V168L86 169V167L82 166L81 170H80V168H79V170H80V171H78L79 174H78V172H76L78 175H77L76 173H74L76 170H75L74 172L72 171L73 173H71V170H70L71 168L68 169V170H70V172H69L68 170H66V171H68V172H65V171H64L65 173L62 172V173H59V174L56 173V172L59 171V170H57V171L55 170L56 172H54V173H56V174H54V173H52V172H51V174H43L44 172H43V173H42V172H41V173H40V172H37V173H33V172H32V173L25 174L24 177L14 178V181H12V183H9V182H8V184H4V183H5L6 179H7V177H11V176H5V175H7L9 172H8L7 174H5L4 176H3V173H0V174H2V177L0 176V182H4V183H3L4 185L0 186L1 188H8V189H9V188H12V187H14V186H19V185H24V186H25V185H30V184H34V185H36V184H38V183H41V184H42V181H39V182L37 183V182H34L33 179H32V180H33V182H32V180L30 179L31 177H32V178H33V177H35V178L37 177L38 179H39V178L44 179V182H52V183L54 182V184L51 185V187H48V189H47L46 186H45V188L47 189V191H55V193H54L55 196L59 198V199H57V200H55V201H51V203H48V205L44 206V211H43L42 216H39V215L41 214L40 211H39V214H35V212H36V213L38 212V211H34L35 208L33 209L34 213H31V212H30L31 214H28V213H27V212H28V211H27L28 209L26 210L27 212L24 210V212L28 214V215H27V214H25V215H27V216H29V217H28V218L26 217V218H27L26 220H23V221H22L21 218H20V220L22 221V227H23L26 231H25V232H22V231H21V232L19 233V231L16 232V231H14V229H13L12 232L14 231V233H17V235L20 234V236H22V235L29 234V233L31 232V230H28V228H27V227H28V224L31 223V222H36V223H37V221H43V220H46V221H47V220H53V219H61V218H65V217H67V218H68V217L71 218L70 216H68V212H69V211H68L67 214H66V211H65V210H66V209H65L66 207H64V206H65V203L63 204V201H64L65 199L63 200V196H65V195H67V194H73V193L77 194V193L80 192V191L82 192V190H83V187H82V186H85V185L89 184L90 182H95L96 185H99V183H104V182H105V179H106V178H105V179L103 178L104 175L102 176L101 180H97V179H96V178L98 177L97 175H98V173H100V172H101V173H103V172H104V173H107V170L111 169L110 167H107V168H106V166H105L106 169L104 168L105 170H101L102 168H101V167H97V166H95V167H97L96 169H95V168H94V169H91V168H93ZM171 167H173V166H171ZM198 167H199V166H198ZM209 167H210V166H209ZM209 167H205V168H204V166H203V167L195 168V167L192 166V165H190V166H188V167H185V166H184L182 169L180 168L181 170L178 168L179 171H178V169H177V171H178L177 173L174 172V173L177 174V175L174 176L172 179H173V181L175 180L176 182H182L183 179H184V177L200 175L201 173H205L206 171H208V170H209ZM212 167H213V166H212ZM214 167H215V166H214ZM243 167H244V166H243ZM47 168H48V167H47ZM50 168H51V167H50ZM50 168H49V169H50ZM66 168H65V169H66ZM121 168H123V170L125 169L124 164L121 165V167H120V168H117V169L121 170ZM126 168H127V166H126ZM136 168H138V167L136 166ZM140 168H141V167H139L138 170H140ZM146 168H148V167H146ZM240 168H241V167H240ZM18 169H19V168H18ZM20 169H21V168H20ZM74 169H75V168H74ZM127 169H128V168H127ZM129 169H131V168H129ZM133 169H131V170H133ZM143 169H144V168H143ZM150 169H151V168H150ZM150 169H149V170H150ZM156 169H157V168H156ZM156 169H153L154 171L151 170L150 172H146L147 170H143V171H144V174H143V176H141V174L139 173L140 175L137 177V178H138V181H143V182H144V180H151V181H154V179H155L154 176H157V177L162 176V174H156V173H157V170H156ZM170 169H171V168H170ZM170 169H169V170H170ZM131 170H129V172L127 173V177H132V176L135 175V174H133V172H131ZM138 170H137V171H138ZM169 170H168V172H169ZM174 170H175V169H174ZM11 171H12V170H11ZM19 171H20V170H19ZM33 171H34V170H33ZM40 171H41V170H40ZM46 171H47V170H46ZM51 171H52V169H51ZM53 171H54V170H53ZM114 171H115V170H114ZM135 171H136V169H135ZM141 171H142V168H141ZM159 171H160V170H159ZM162 171H163V170H162ZM162 171H161V172H162ZM165 171L167 172V169H166ZM14 172H15V171H13V173H14ZM17 172H18V171H17ZM29 172H30V171H29ZM34 172H35V171H34ZM88 172H94V175L97 176V177H96V178H95V177H86V178L83 180V179H82V176L85 175V173H88ZM116 172H117V170H116ZM120 172H121V171H120ZM138 172H139V171H138ZM4 173H5V172H4ZM49 173H50V172H49ZM101 173H100V175H101ZM110 173H111V172H110ZM117 173H118V172H117ZM124 173H126V170H125ZM134 173H135V172H134ZM142 173H143V172H142ZM145 173H147L146 176H145ZM163 173H164V172H163ZM169 173H173V171H172V172H169ZM169 173H168V175L171 176L172 174H169ZM222 173H223V172H221V174H222ZM224 173H225V172H224ZM224 173H223V176H224V175H225V176L228 175V174H224ZM64 174H65V175H64ZM90 174H91V173H90ZM114 174H115V172H114ZM63 175H64V177L61 179V182L63 183V185H61V184H57V183H56V181H58L57 179H59V178H60L61 176H63ZM73 175H75V176L77 175V176L74 177ZM94 175H93V176H94ZM229 175H230V174H229ZM232 175H233V174H232ZM234 175H235V174H234ZM234 175H233V176H234ZM72 176H73V177H72ZM88 176H89V175H88ZM113 176H114V175H113ZM117 176H118V175H117ZM170 176H169V177H170ZM172 176H173V175H172ZM70 177H71L72 179H71V180H68ZM100 177H101V176H100ZM108 177H109V176H108ZM114 177H115V176H114ZM123 178H124V176L121 175V178H119V179H120V182H121V181L123 182ZM170 178H171V177H170ZM232 178H233V177H232ZM116 179H117V178H116ZM158 179H159V178H158ZM165 179H166V178H165ZM165 179H164V180H165ZM200 179H201V178H200ZM229 179H230V178H229ZM15 180H20V181L16 182ZM22 180H26V181H30V182L25 183V182L22 181ZM113 180H114V178H113ZM161 180H162V179H161ZM195 180H196V179H195ZM230 180H231V179H230ZM36 181H37V180H36ZM159 181H160V180H159ZM171 181H172V180H171ZM198 181H199V179H198ZM231 181H232V180H231ZM233 181H234V180H233ZM244 181H245V180H244ZM246 181H247V180H246ZM15 182H16V183H15ZM44 182H43V183H44ZM59 182H60V181H59ZM114 182H115V181H114ZM128 182H129V181H128ZM136 182H137V181H136ZM183 182H184V181H183ZM35 183H36V184H35ZM110 183H111V182H110ZM145 183H146V182H145ZM124 184H125V183H124ZM131 184H132V183H131ZM143 184H144V183H143ZM150 184H151V183H150ZM46 185H47V184H46ZM111 185H113V184H111ZM121 185H123V184H121ZM128 185H129V184H128ZM128 185H127V186H128ZM136 185L139 186L138 184H136ZM32 186H33V185H32ZM39 186H40V185H39ZM41 186H44V185H41ZM47 186H49V185H47ZM123 186H124V185H123ZM142 186H143V185H142ZM144 186H145V185H144ZM158 186H159V185H158ZM20 187H21V186H20ZM28 187H29V186H28ZM106 187H107V186H106ZM106 187H105V189H106ZM111 187H112V186H111ZM111 187H109V188H111ZM125 187H126V186H125ZM129 187H130V186H129ZM133 187H134V186H132V188H133ZM135 187H136V186H135ZM1 188H0V195H4V194L6 195V193H5L6 191L3 190V189H2L3 191H1ZM21 188H22V187H21ZM77 188H79V189H77ZM14 189H15V188H14ZM32 189H34V188L32 187ZM32 189H31V190H32ZM40 189H41V188H40ZM46 189H45V190H46ZM85 189H86V188H85ZM85 189H84V190H85ZM87 189H88V188H87ZM96 189H98V187H97V188H93L92 190H96ZM105 189H104V190H105ZM113 189H114V187H113ZM260 189H262V187H260ZM260 189H259V190H260ZM6 190H7V189H6ZM19 190H21V189H19ZM84 190H83V191H84ZM88 190H90V187H89ZM106 190H108V188H107ZM208 190H209V189H208ZM14 191H15V190H14ZM37 191H38V190H37ZM39 191H40V190H39ZM108 191H109V190H108ZM161 191H162V190H161ZM165 191H166V190H165ZM211 191H212V190H210L209 192H211ZM8 192H9V191H8ZM26 192H27V191H26ZM84 192H87V191H84ZM95 192H96V191H95ZM22 193H25V191L22 192ZM27 193H28V192H27ZM27 193H26V194H27ZM88 193H89V192H88ZM159 193H160V192H159ZM203 193H205V192H203ZM12 194H13V193H12ZM14 194H16V193L14 192ZM86 194H87V193H86ZM90 194H91V192H90ZM185 194H186V193H185ZM206 194H207V193H206ZM258 194H260V193H258ZM17 195H19V194L17 193ZM49 195H51V194H49ZM49 195H46V196H49ZM73 195H74V194H73ZM163 195H164V194H163ZM33 196H34V195H33ZM41 196H42V195H41ZM46 196H45V197H46ZM69 196H70V195H69ZM198 196H199V195H198ZM200 196H201V195H200ZM205 196H206V195H205ZM255 196H256V195H255ZM260 196H261V195H260ZM260 196H259V197H260ZM22 197H24V199H25V195L22 196ZM50 197H51V196H50ZM172 197L174 198V196H172ZM203 197H204V196H203ZM257 197H258V195H257ZM71 198H72V197H71ZM28 199H29V197H28ZM39 199H40V197H39ZM42 199H43V198H42ZM167 199H168V197H167ZM167 199H166V200H167ZM169 199H170V197H169ZM201 199H202V197H201ZM248 199H249V198H248ZM253 199H255V197H253ZM253 199H252V200H253ZM260 199L262 200L263 197L261 196ZM46 200H47V197H46ZM48 200H49V199H48ZM50 200H52V199H50ZM62 200H63V201H62ZM162 200H163V199H162ZM252 200H251V201H252ZM31 201H32V200H31ZM37 201H38V200H37ZM37 201H36L35 203H37ZM44 201H45V199H44ZM147 201H148V200H147ZM147 201H146V202L143 201V202H142L143 205L145 204V206H147V205H146ZM157 201H159V200H157ZM163 201H164V200H163ZM163 201H162V202H163ZM172 201H173V200H172ZM205 201H206V199H205ZM205 201H204V202H205ZM18 202H19V201H18ZM33 202H34V201H33ZM49 202H50V201H49ZM64 202H65V201H64ZM144 202H145V203H144ZM148 202H149V201H148ZM162 202H161V203H162ZM168 202H169V200H168ZM174 202H175V201H174ZM178 202H179V201H178ZM202 202H203V201H202ZM254 202H255V201H254ZM25 203H26V202H25ZM29 203H30V202H29ZM29 203H28V204H29ZM31 203H32V202H31ZM31 203H30V204H31ZM35 203H34V204H35ZM149 203H150V202H149ZM159 203H160V202H159ZM161 203H160V204H161ZM163 203H164V202H163ZM163 203H162V204H163ZM182 203H183V202H182ZM205 203H206V202H205ZM28 204H25V206H26V205L29 206ZM44 204H45V203H44ZM46 204H47V203H46ZM61 204H63V206H60ZM151 204H152V203H151ZM178 204H179V203H178ZM203 204H204V203H203ZM18 205H19V204H18ZM20 205H22V204H20ZM23 205H24V204H23ZM38 205H39V204H38ZM49 205H50V207L52 208V210H50L51 208L48 207ZM68 205H69V204H68ZM114 205H115V204H114ZM114 205H112V207H115ZM156 205H157V203H156ZM171 205H172V204H171ZM173 205H174V203H173ZM198 205H199V204H198ZM198 205H197V206H198ZM201 205H202V204H201ZM201 205H200V206H201ZM205 205H207V204H205ZM205 205H203V206H205ZM33 206H34V205H33ZM109 206H110V205H109ZM197 206H196V207H197ZM207 206H208V205H207ZM207 206H206V207H207ZM20 207H21V206H20ZM34 207H35V206H34ZM47 207L49 208V210L46 209ZM71 207H72V206H71ZM150 207H151V206H150ZM158 207H160V206H158ZM9 208H10V207H9ZM9 208H8V209H9ZM18 208H19V206H18ZM27 208H30V206L27 207ZM36 208H37V207H36ZM39 208H42V205H41V207H39ZM68 208H69V207H68ZM120 208H121V207H120ZM147 208H149V207H147ZM161 208H162V207H161ZM8 209L6 208V210H8ZM15 209H16V207H15ZM15 209H14V210H15ZM23 209H24V208H23ZM31 209H32V207H31ZM42 209H43V208H42ZM114 209H116V208H114ZM149 209H150V208H149ZM152 209H154V208H152ZM16 210H17V209H16ZM76 210H77V208H76ZM76 210H75V211H76ZM98 210H100V209H98ZM104 210H105V209H104ZM110 210H111V208H110ZM110 210H108V211H110ZM239 210H240V209H239ZM4 211H5V210H4ZM31 211H32V210H31ZM72 211H73V209H72ZM77 211H78V210H77ZM79 211H80V210H79ZM113 211H115V210H113ZM116 211H117V210H116ZM124 211H125V210H124ZM127 211H128V210H127ZM127 211H126V212H127ZM142 211H145V210H142ZM147 211H148V210H147ZM147 211H146V212H147ZM150 211H152V210H150ZM167 211H168V210H167ZM24 212H22V213L24 214ZM94 212H95V211H94ZM94 212H93V213H94ZM98 212H99V211H98ZM168 212H169V211H168ZM20 213H21V212H20ZM70 213H72V212L70 211ZM73 213H74V211H73ZM73 213H72V214H73ZM80 213H81V211H80ZM84 213H85V212H84ZM95 213H97V211H96ZM95 213H94V215H95ZM105 213H106V212H105ZM107 213H108V212H107ZM149 213H150V212H149ZM152 213H153V211H152ZM152 213H151V214H152ZM163 213H164V212H163ZM23 214H22V215H23ZM77 214H79V213H77ZM82 214H83V213H82ZM87 214H88V213H87ZM151 214H150V216H151ZM20 215H21V214H20ZM74 215H75V214H74ZM154 215H155V214H154ZM162 215H163V214H162ZM162 215H160L159 218H162V217H161ZM23 216H24V215H23ZM136 216H137V215H136ZM142 216H143V214H142ZM145 216H146V215H145ZM163 216H164V215H163ZM77 217H78V215L76 216V218H77ZM82 217H83V216H82ZM137 217H138V216H137ZM152 217H153V216H152ZM24 218H25V217H24ZM37 218L40 219V220H38ZM72 218H74V217H72ZM150 218H151V217H150ZM154 218H155V216H154ZM156 218H157V217H156ZM156 218H155V219H156ZM170 218H171V217H170ZM22 219H23V218H22ZM135 219H136V218H133V220H134L133 223L136 222V221L138 220V218H137L136 221H135ZM142 219H144V218H142ZM148 219H149V216H148ZM151 219H153V218H151ZM157 219H158V218H157ZM20 220H19V221H20ZM69 220H70V219H69ZM69 220H68V221H69ZM73 220H74V219H73ZM73 220H72V221H73ZM75 220H76V219H75ZM77 220H78V219H77ZM81 220H82V219H81ZM94 220H95V219H93V221H94ZM140 220H141V219H140ZM145 220H147V219H145ZM159 220H160V219H158V221H159ZM56 221H57V220H56ZM68 221H66V222H68ZM79 221H80V220H79ZM91 221H92V220H91ZM91 221H90V222H91ZM149 221H151V220H149ZM259 221H260V220H259ZM50 222H51V221H50ZM57 222H58V221H57ZM57 222H56V223H57ZM66 222H65V223H66ZM144 222H145V221H144ZM152 222H153V221H152ZM152 222H149V223L152 224ZM155 222H156V221H155ZM155 222H154V223H155ZM159 222H160V221H159ZM260 222L262 223V221H260ZM6 223H8V222H6ZM27 223H28V224H27ZM45 223H47V222H45ZM68 223H69V222H68ZM75 223H76V222H75ZM78 223H79V222H78ZM80 223H81V222H80ZM133 223H132V225H133ZM145 223H146V222H145ZM17 224H19V222H18ZM20 224H21V223H20ZM25 224H27V225H25ZM34 224H35V223H34ZM38 224H39V223H38ZM38 224H37V226H38ZM42 224H44V223H42ZM47 224H49L50 227H52V228L54 229V227L51 226V225H52L51 223L48 222ZM70 224H71V223H70ZM70 224H69V225H70ZM73 224H74V223H73ZM73 224H72L71 226H73ZM104 224L106 225L107 223H104ZM117 224H118V223H117ZM3 225H4V224H3ZM5 225H6V224H5ZM8 225H9V224H8ZM10 225H11V224H10ZM10 225H9V226H10ZM15 225H16V223H15ZM31 225H32V224H31ZM40 225H41V224H40ZM57 225H61L60 222H59ZM57 225H56V226H57ZM63 225H64V224H63ZM76 225H77V224H76ZM76 225L74 226L75 228H77ZM80 225H81V224H80ZM87 225H88V224H87ZM87 225H86V227H87ZM105 225H104L103 230H105V227H106L108 224H107L106 226H105ZM110 225H111V224H110ZM114 225H115V224H114ZM147 225L150 226L148 223H147ZM1 226H2V224H1ZM16 226H17V225H16ZM34 226H35V225H34ZM41 226H42V225H41ZM41 226H40V227H41ZM45 226H48V225H45ZM54 226H55V225H54ZM61 226H62V225H61ZM71 226H70V227L68 226L69 229H71ZM92 226H93V225H92ZM126 226H128V225H126ZM130 226H131V225H130ZM148 226H147V228H146L145 224L138 225V222H137V225H133L132 227H129L128 229H131V228H132V230H133V229H134V231L136 230V233H138L139 231H141L140 233H142V231H144L145 228L148 230V228H153L154 225H153L152 227H148ZM3 227H4V226H3ZM20 227H21V225H20ZM22 227H21V228H22ZM29 227H30V226H29ZM43 227H44V226H43ZM43 227H42V229H44ZM57 227L59 228L60 226H57ZM65 227L67 228V226H65ZM81 227H82V226H81ZM84 227H85V225H84ZM90 227H91V226H88V228H85L84 232H85V231H88V232H89V230H87V229L93 230V228L91 227V228H92V229H91ZM99 227H100V226H99ZM109 227H110V226H109ZM116 227H117V226H116ZM116 227H115V228H116ZM118 227H119V224H118ZM121 227H123V225H122ZM45 228H46V227H45ZM66 228H64V229H66ZM79 228H80V226H79ZM100 228H101V227H100ZM100 228H98V229H100ZM111 228H112V226H111ZM2 229H3V228H2ZM24 229H23V230H24ZM29 229H31V227H30ZM67 229H68V228H67ZM67 229H66V230H67ZM81 229H84V228H80V230H81ZM8 230H9V229H8ZM39 230H40V229H39ZM39 230H38V233H39ZM45 230H47V229H45ZM55 230H56V229H55ZM60 230H61V229H60ZM94 230H96V229H94ZM147 230H145V231H147ZM149 230H151V229H149ZM149 230H148V231H149ZM72 231H74V230H72ZM106 231H107V230H106ZM255 231H256V229H255ZM257 231H259V230H257ZM32 232H34V231H32ZM32 232H31V233H32ZM94 232H97V231H94ZM126 232L128 233V231H126ZM130 232H131V231H130ZM172 232H173V231H172ZM172 232L170 231V233H172ZM253 232H254V231H253ZM259 232H260V231H259ZM34 233H36V232H34ZM45 233H46V232H45ZM48 233H49V232H48ZM74 233H75V231H74ZM76 233H77V232H76ZM143 233H144V232H143ZM147 233L149 234V232H147ZM170 233H169V234H170ZM257 233H258V232H257ZM10 234H11V233H10ZM95 234H96V233H95ZM105 234H106V233H105ZM108 234H109V232L107 233V235H108ZM110 234H113V237H114V235H115L113 232L110 233ZM110 234H109V235H110ZM145 234H146V233H144V235H145ZM148 234H147V235H148ZM158 234H159V233H158ZM248 234H249V233H248ZM250 234H251V233H250ZM259 234H260V233H259ZM29 235H30V234H29ZM36 235H37V234H36ZM88 235H89V233H88ZM125 235H128V234H125ZM125 235H123V236H125ZM134 235H135V234L130 235V237L132 236L133 238H135L136 236L134 237ZM136 235H137V234H136ZM141 235H142V234H141ZM161 235H162V234H161ZM170 235H172V234H170ZM175 235H176V234H175ZM179 235H180V234H179ZM251 235H252V234H251ZM251 235H250V236H251ZM97 236H98V235H97ZM118 236H119V235H118ZM123 236H122V237H123ZM139 236H140V235H139ZM148 236H150V235H148ZM148 236L146 237V241H147V238H149ZM173 236H174V235H173ZM176 236H177V235H176ZM230 236H232V235H230ZM233 236H234V235H233ZM233 236H232V237H233ZM245 236H246V235H245ZM245 236H244V237H245ZM248 236H249V235H248ZM250 236H249V237H250ZM263 236H264V235L262 234V237H263ZM119 237H120V236H119ZM125 237H126V236H125ZM128 237H129V236H128ZM142 237H143V236H142ZM150 237H151V236H150ZM156 237H157V235H156ZM169 237H170V236H169ZM227 237H228V236H227ZM251 237H252V236H251ZM94 238H95V237H94ZM115 238H116V236H115ZM133 238H132V239H133ZM154 238H155V237H154ZM174 238H175V237H174ZM222 238H224V237H222ZM229 238H230V237H229ZM229 238L224 239V240L222 241V245L225 244L224 246H222L223 249H225V250H224V251H221V250H220L221 248L219 249V251H221L222 253H224V254H221V255H224V256L227 258V260H226L225 257L223 256L224 259H225L226 261H228L227 263H226V262H222V259H221V258H218V257L216 256V255H217L218 253H220V252H217V254L214 253V256H211L212 253L209 254V252H208V254H209L210 256H209L208 254H207V255L205 254L206 256H205L204 258L202 257L203 259H199V258H198L199 260H196V261H197L196 264H199V263H201V262L204 261V260L207 262V263L204 262L205 264H219V260H220V259H221L222 264H224V263H226V264H237L238 262L235 263V261L237 260V259H235V258L238 257V253H239L240 249L242 248L243 243H242V241H240V240H238V239H233V238H232V239H229ZM236 238H237V236H236ZM240 238H241V237H240ZM254 238H255V237H254ZM92 239H93V237H92ZM118 239H119V238H118ZM132 239H130V240L132 241ZM152 239H153V238H152ZM185 239H186V237H185ZM243 239H244V238H243ZM243 239H242V240H243ZM245 239H246V238H245ZM261 239H263V238H261ZM93 240H94V239H93ZM113 240H114V239H113ZM133 240L136 241V239H133ZM138 240H143V239L141 238V239H138ZM148 240H149V239H148ZM150 240H151V239H150ZM161 240H162V237H161L160 234H159V238L157 237L156 240L153 239L152 241H157V242H159V241H161ZM182 240H183V242H184V239H182ZM248 240H249V239H248ZM250 240H251V239H250ZM250 240H249V241H250ZM23 241H24V240H23ZM38 241H40V240H38ZM111 241H112V239H111ZM114 241H116V240H114ZM117 241H118V240H117ZM117 241H116V242H117ZM144 241H145V240H144ZM173 241H174V240H173ZM175 241H176V239H175ZM178 241H180V240H178ZM178 241H177V243H178ZM219 241H220V240H219ZM245 241H246V240H245ZM251 241H252V240H251ZM262 241H263V240H262ZM21 242H22V241H21ZM25 242H26V241H25ZM34 242H36V241H34ZM34 242H33V243H34ZM50 242H52V241H50ZM185 242H186V241H185ZM254 242H255V244H256V242H257V237H256V240H255ZM22 243H24V242H22ZM22 243H21V244H22ZM37 243H38V242H37ZM39 243H40V242H39ZM95 243H97V242H95ZM114 243H115V242H114ZM121 243H122V242H121ZM127 243H128V242H127ZM129 243H130V241H129ZM199 243H202V242H199ZM263 243H264V241H263ZM25 244H26V243H25ZM29 244H30V243H29ZM48 244H51V243L48 242ZM105 244H106V243H105ZM116 244H117V243H116ZM163 244H164V243H163ZM171 244H173V243H171ZM175 244H176V243H175ZM195 244H197V243H195ZM209 244H210V243H209ZM219 244H220V242H219ZM259 244H261V242H259ZM45 245H46V244H45ZM51 245H52V244H51ZM100 245H101V244H100ZM112 245H113V244H112ZM114 245H115V244H114ZM117 245H118V244H117ZM125 245H127V244H125ZM129 245H130V244H129ZM167 245H169V244H168V243L165 244V246H167ZM207 245H208V244H207ZM211 245H212V243H211ZM245 245H248V244H244V246H245ZM250 245H251V244H250ZM257 245H258V242H257L256 245H254V247L257 248ZM20 246H21V245H20ZM47 246H49V245H47ZM102 246H103V244H102ZM106 246H109V244L106 245ZM119 246H120V244H119ZM172 246H173V245H172ZM177 246H178V245H177ZM177 246H175V247L177 248ZM263 246H264V245H263ZM24 247H26V246H24ZM24 247H23V248H24ZM35 247H36V246H35ZM103 247H104V246H103ZM112 247H113V248H116V247H114V246H112ZM120 247H121V246H120ZM123 247H124V246H123ZM246 247H247V246H246ZM248 247H249V246H248ZM254 247H253L252 249H254ZM259 247H260V249H261V246H260V245H259ZM27 248H28V247H27ZM51 248H52V247H51ZM64 248H65V247H64ZM125 248H126V247H125ZM131 248H132V247H131ZM152 248H153V247H146V248L143 247L142 249H139V250H135V249H134L135 251H134L133 254L140 255V254L146 253V252H148V251H151ZM243 248H244V247H243ZM243 248H242V249H243ZM249 248H250V247H249ZM21 249H22V247H21ZM21 249H20V250H21ZM47 249H48V248H47ZM103 249H105V248H103ZM110 249H112V248L110 247ZM121 249H122V248H121ZM209 249H211V248H209ZM209 249H208V251H209ZM215 249H217V248H215ZM45 250H46V249H45ZM59 250H60V249H59ZM212 250H214V248H212ZM212 250H210V251H212ZM255 250H256V249H255ZM255 250H254V251H255ZM258 250H259V248H258ZM52 251H53V250H52ZM54 251H55V250H54ZM54 251H53V252H54ZM114 251H115V249H114ZM120 251H121V250H119V252H120ZM217 251H218V250H217ZM243 251H244V250H243ZM243 251H242V252H243ZM245 251H246V250H245ZM254 251H253V252H254ZM256 251H257V250H256ZM261 251L263 252V250H261ZM20 252H21V251H20ZM46 252H47V251H46ZM49 252H50V250H49ZM49 252H48V253H49ZM56 252H57V251H56ZM56 252H54V254H55ZM58 252H59V251H58ZM61 252H62V249H61ZM61 252H60V253H61ZM69 252H70V250H69ZM69 252H68V253H69ZM101 252H102V251H101ZM130 252H131V251H130ZM206 252H207V251H206ZM258 252H259V251H258ZM258 252H257V253L255 252L256 255L258 254ZM1 253H5V252L3 251V252H1ZM122 253H123V252H122ZM127 253H128V252H127ZM157 253H158V251H157ZM166 253H167V252H166ZM168 253H170V252H168ZM260 253H261V252H260ZM263 253H264V252H263ZM52 254H53V253H52ZM56 254H57V253H56ZM56 254H55V256H56ZM62 254H63V253H62ZM64 254H65V253H64ZM64 254H63V255H64ZM95 254H96V253H95ZM99 254H100V252H99ZM129 254H130V253H129ZM161 254H162V253H161ZM239 254H240V253H239ZM242 254H243V253H242ZM242 254H241V255H242ZM261 254H262V253H261ZM0 255H1V254H0ZM49 255H50V254H49ZM96 255H97V254H96ZM118 255H119V253H118ZM154 255H156V252L154 253ZM154 255L152 254V255H150V256L153 257ZM159 255H160V254H159ZM162 255H164V252H163ZM241 255H240V256H241ZM251 255H254V257H255V254H251ZM259 255H260V254H258L257 256L259 257ZM2 256H3V255H2ZM47 256H48V255H47ZM51 256H53V255H51ZM65 256H66V255H65ZM90 256H91V255H90ZM97 256H99V255H97ZM112 256H113V255H112ZM116 256H117V255H116ZM130 256H131V255H130ZM150 256H149V257H150ZM157 256H158V255H157ZM166 256H168V255L166 254ZM257 256H256V257H257ZM49 257H50V256H49ZM118 257H119V256H118ZM154 257H156V256H154ZM154 257H153V258H154ZM160 257H161V255H160ZM164 257H165V256H164ZM164 257H162V258H164ZM198 257H199V256H198ZM223 257H222V258H223ZM254 257H253V259H256V258H254ZM50 258H51V257H50ZM58 258H59V257H58ZM58 258H57V259H58ZM63 258H65V257H63ZM83 258H84V257H83ZM83 258H82V260L86 262L87 260H86V259L84 260ZM100 258H101V257H100ZM130 258H131V257H130ZM153 258H152V261L155 259V258H154V259H153ZM156 258L158 259V257H156ZM162 258H160V259H162ZM165 258H166V257H165ZM195 258H196V257H195ZM200 258H201V256H200ZM240 258H241V257H240ZM243 258H244V257H243ZM251 258H252V256H251ZM260 258H261V257H260ZM44 259H45V258H44ZM51 259H53V258H51ZM55 259H56V258H55ZM97 259H98V258H97ZM118 259H119V258H118ZM123 259H124V257H123ZM143 259H144V258L142 257V262H143ZM147 259H148V258H146V260H147ZM150 259H151V257H150ZM157 259H156V260H157ZM167 259H168V258H167ZM173 259H174V258H173ZM188 259H189V258H188ZM94 260H96V259L94 258ZM144 260H145V259H144ZM158 260H159V259H158ZM175 260H176V259H175ZM181 260H182V259H181ZM183 260H184V259H183ZM193 260H194V259H193ZM239 260H240V259H239ZM5 261H6V260H5ZM5 261H3V262H5ZM59 261H60V259H59ZM59 261H57V262H59ZM76 261H77V260H76ZM89 261H90V260H89ZM89 261H87V262H89ZM138 261H140V259H139ZM148 261H149V260H148ZM154 261H155V260H154ZM160 261H162V260H159V262H160ZM185 261H187V260H185ZM237 261H238V260H237ZM241 261H242V259L239 261V263H240ZM250 261H252V259H251ZM35 262H36V261H35ZM47 262H48V261H47ZM60 262H61V261H60ZM80 262H82V261L80 260ZM85 262H84V263H85ZM113 262H114V261H113ZM135 262H136V261H135ZM183 262H184V261H183ZM188 262H189V260H188ZM192 262H193V261H191V263H192ZM1 263H2V262H0V264H1ZM29 263H30V262H29ZM66 263H67V262H66ZM66 263H65V264H66ZM144 263H145V262H144ZM144 263H143V264H144ZM148 263H149V262H148ZM148 263H147V264H148ZM150 263H151V262H150ZM184 263H187V262H184ZM191 263H190V264H191ZM241 263H242V262H241ZM241 263H240V264H241ZM249 263L252 264L251 262H249ZM2 264H4V263H2ZM12 264H13V263H12ZM25 264H26V263H25ZM32 264H33V263H32ZM38 264H39V263H38ZM60 264H61V263H60ZM68 264H69V263H68ZM89 264H90V263H89ZM92 264H93V263H92Z\"/></svg>", "mask_w": 264, "mask_h": 264}]
</instances>
